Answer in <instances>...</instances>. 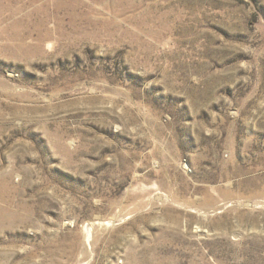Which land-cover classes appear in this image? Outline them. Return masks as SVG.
<instances>
[{"label":"rangeland","instance_id":"rangeland-1","mask_svg":"<svg viewBox=\"0 0 264 264\" xmlns=\"http://www.w3.org/2000/svg\"><path fill=\"white\" fill-rule=\"evenodd\" d=\"M0 264H264V0H0Z\"/></svg>","mask_w":264,"mask_h":264},{"label":"bare ground","instance_id":"bare-ground-1","mask_svg":"<svg viewBox=\"0 0 264 264\" xmlns=\"http://www.w3.org/2000/svg\"><path fill=\"white\" fill-rule=\"evenodd\" d=\"M90 228H92V227H90ZM87 231H88V232H87ZM87 231H86V233H87V237L90 238V236H91L90 233H91V232H90V230H87Z\"/></svg>","mask_w":264,"mask_h":264}]
</instances>
